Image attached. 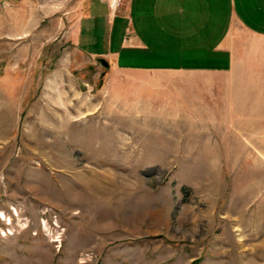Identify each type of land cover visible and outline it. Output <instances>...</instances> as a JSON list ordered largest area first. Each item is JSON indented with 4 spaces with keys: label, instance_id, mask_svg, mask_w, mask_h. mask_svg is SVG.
Masks as SVG:
<instances>
[{
    "label": "rangeland",
    "instance_id": "1",
    "mask_svg": "<svg viewBox=\"0 0 264 264\" xmlns=\"http://www.w3.org/2000/svg\"><path fill=\"white\" fill-rule=\"evenodd\" d=\"M84 1L0 0V264H264V122L149 119Z\"/></svg>",
    "mask_w": 264,
    "mask_h": 264
},
{
    "label": "crops",
    "instance_id": "2",
    "mask_svg": "<svg viewBox=\"0 0 264 264\" xmlns=\"http://www.w3.org/2000/svg\"><path fill=\"white\" fill-rule=\"evenodd\" d=\"M78 10L81 49L115 57L157 90L164 117L149 119L209 123L195 131L264 122V0H125L118 15L85 0ZM172 56L179 62L137 61Z\"/></svg>",
    "mask_w": 264,
    "mask_h": 264
},
{
    "label": "built area",
    "instance_id": "3",
    "mask_svg": "<svg viewBox=\"0 0 264 264\" xmlns=\"http://www.w3.org/2000/svg\"><path fill=\"white\" fill-rule=\"evenodd\" d=\"M124 0H106L111 14L116 15Z\"/></svg>",
    "mask_w": 264,
    "mask_h": 264
},
{
    "label": "water",
    "instance_id": "4",
    "mask_svg": "<svg viewBox=\"0 0 264 264\" xmlns=\"http://www.w3.org/2000/svg\"><path fill=\"white\" fill-rule=\"evenodd\" d=\"M98 60L100 61V63L104 66V67H110V63L107 59L103 58V57H99Z\"/></svg>",
    "mask_w": 264,
    "mask_h": 264
}]
</instances>
